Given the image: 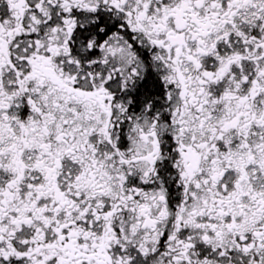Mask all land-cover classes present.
Here are the masks:
<instances>
[{"label":"snow or ice","instance_id":"6c2138e0","mask_svg":"<svg viewBox=\"0 0 264 264\" xmlns=\"http://www.w3.org/2000/svg\"><path fill=\"white\" fill-rule=\"evenodd\" d=\"M0 264H264V0H0Z\"/></svg>","mask_w":264,"mask_h":264}]
</instances>
